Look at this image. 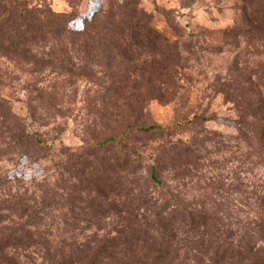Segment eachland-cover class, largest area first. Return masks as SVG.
Instances as JSON below:
<instances>
[{
    "label": "rangeland",
    "instance_id": "rangeland-1",
    "mask_svg": "<svg viewBox=\"0 0 264 264\" xmlns=\"http://www.w3.org/2000/svg\"><path fill=\"white\" fill-rule=\"evenodd\" d=\"M118 4H130L136 17L151 18L169 49L124 58H113L116 47L114 53L84 52V20L116 16ZM4 9L11 15L0 16V200L9 194L37 198L47 185L55 206L44 220L53 240L113 237L127 224L121 206L138 191L152 192L143 185L146 174L121 172L111 152H94L92 160L108 168L116 188L102 190L73 154L119 136L130 124L172 128L192 121L171 137H132L127 149L164 160L161 178L183 207L216 208L223 225L237 228L254 230L264 223L259 220L264 210V0H0V14ZM48 9L75 19L66 35L28 43L27 55L3 52L10 47L3 34L30 32L39 25L35 17L48 22L41 16ZM16 10L26 14L22 28ZM248 109L258 110L259 117L246 122L251 135L246 142L238 130ZM29 134L40 136L49 149L19 140ZM181 142L203 144L200 157L177 163L161 154L162 147ZM90 200L109 213L78 210ZM1 215L0 237L16 235L28 221ZM41 250L16 253L25 264H42Z\"/></svg>",
    "mask_w": 264,
    "mask_h": 264
},
{
    "label": "trees",
    "instance_id": "trees-1",
    "mask_svg": "<svg viewBox=\"0 0 264 264\" xmlns=\"http://www.w3.org/2000/svg\"><path fill=\"white\" fill-rule=\"evenodd\" d=\"M129 6L130 4H118L116 16L96 15L92 20L85 19L81 34L83 51L107 48L114 53L117 48L119 54H112L113 58L116 55L124 58L129 55L140 56L143 51L154 53L168 48V41L153 25V20L145 14L134 16ZM8 10L4 9L3 14H0L7 20L11 15ZM16 12L21 20L18 27L22 28L27 24L26 14L24 11ZM41 16L48 18V22L43 23L40 18L35 17L34 21L39 25H34L30 32L29 29L11 30V33L15 32L20 36L14 50L12 46L16 43L17 35L13 34L11 38L8 35L6 38V33L3 34L2 41H7L10 46L3 47V52L27 55L28 43L44 42L48 38L54 42L67 34V29L75 20L49 9L41 12ZM258 112L243 110L238 130L241 141L248 142L251 139L246 122L249 124V121H257ZM196 119L204 120L199 117H195ZM191 123L192 121H187L185 125L176 124L172 128L157 124L144 128L130 124L119 136L88 144L78 149L80 154H73L78 165L90 172L92 181L95 180V184L102 190L114 191L116 188H113L107 175L108 168L101 164L96 166L97 162L92 160L94 152H111L114 168L121 172H128L130 175L146 174L143 185L145 189H152V192L145 195L138 191L139 195L133 196L131 202L121 206L119 212L127 216V224L113 237L93 238L85 242H78L74 238L62 239V242L53 240L51 225L44 220L46 212L55 206L52 191H49L47 185L38 190L37 198L26 194H9V198L0 200V223L3 219L2 212L7 213V216L12 214L21 220H28L23 231L0 237V264H25L16 252L33 248L46 251L39 255L42 264H264V223L254 230L237 228L223 225V218L216 208L208 209L203 206L193 210L183 207L180 197L171 192L161 178L164 160L151 154L138 155L127 149L126 143L132 137L167 138ZM254 131L257 137L259 134ZM19 140L49 149L46 141L36 134L19 137ZM202 147L203 144H195L194 147L181 142L174 148L162 147L161 154L166 153L172 162L181 163L182 160L188 161L193 157L198 159ZM94 207L93 200H90L85 208L78 210L85 212L89 208L93 210L89 212L95 214L109 213V210L101 209L103 207ZM259 220H264V210L259 215Z\"/></svg>",
    "mask_w": 264,
    "mask_h": 264
}]
</instances>
